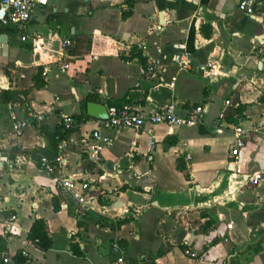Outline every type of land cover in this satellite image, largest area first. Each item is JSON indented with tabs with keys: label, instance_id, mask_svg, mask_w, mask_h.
<instances>
[{
	"label": "crops",
	"instance_id": "1",
	"mask_svg": "<svg viewBox=\"0 0 264 264\" xmlns=\"http://www.w3.org/2000/svg\"><path fill=\"white\" fill-rule=\"evenodd\" d=\"M235 3L47 0L32 8L23 30L0 24V69L6 75L5 67L10 69V86L0 91H16L23 101L21 107L0 105V119L10 117L0 125V150L10 154L0 163V236L6 249L0 264H112L113 242L128 264H234L241 257L264 227V180L253 186L240 182L241 174L264 167V105L258 101L264 94V52L250 47L252 38L264 35V14L246 15ZM158 13L163 23L155 31L150 26L158 24ZM65 37L71 40L66 60L58 55ZM133 45L141 59L130 56ZM178 54L190 61L187 68L173 61ZM152 58L161 61L159 85L141 73L142 62ZM62 62L68 63L64 71ZM85 97L105 106L122 99L144 109L173 103L179 112L204 104L206 111L198 126L146 123L110 131L112 142L96 162L85 157L82 140L98 119L72 117L63 163L47 174L29 154L44 147L43 135L29 124L13 136L11 116L21 118L24 108L51 127L62 114H78ZM234 127L245 133L235 160ZM171 174L180 177L178 187L167 184ZM60 176L88 180L101 195L90 207L81 206L60 190ZM100 196L107 202H98ZM10 214L14 219L5 228ZM181 215L197 219L201 229L184 227ZM98 216L113 224L100 226ZM38 218L51 239L45 250L26 237ZM184 246L199 258L184 255ZM16 252L25 259L14 260ZM238 264H264V248Z\"/></svg>",
	"mask_w": 264,
	"mask_h": 264
},
{
	"label": "built area",
	"instance_id": "2",
	"mask_svg": "<svg viewBox=\"0 0 264 264\" xmlns=\"http://www.w3.org/2000/svg\"><path fill=\"white\" fill-rule=\"evenodd\" d=\"M47 0H0V24L2 26H12L23 30L27 25L32 8L34 6H41L46 4ZM236 8L242 11L244 14L249 16H255L261 19L264 14V0H236ZM151 29L157 31L160 29L159 24L150 26ZM21 40L25 39V35L20 36ZM251 50L254 53L264 52V35L254 37L250 41ZM60 50L59 57L67 59L70 57L67 49L71 46V40L67 37L60 39ZM173 61H176L178 68H187L190 65V61L183 58V55H175ZM68 67L67 62H62L59 66L60 71H64ZM142 75L148 76L151 79H156L155 85H159L162 82L161 76V61L160 58H152L146 60L141 68ZM9 78L0 69V89L9 88ZM172 85V82H169ZM224 103H228L225 100ZM107 117L105 119H98V123L95 129L90 131V134L82 140V150L85 157L90 162H96L98 155L102 148L109 146L112 142V136L109 134L110 131L115 129L129 127L138 129L144 124H164L179 128L181 126L199 124L203 114L206 111L204 104H196L189 109L177 110V107L173 103L157 106L152 109H144L139 106H132L127 103L120 106L106 105L105 106ZM11 134L18 136L21 134L22 129L30 124V120H34L36 126L42 120L41 114H33L27 111L25 116L16 118L11 116ZM56 124L58 125L57 132L54 136L56 140V153L49 159L46 156L36 153L38 157V167L43 169L47 174H55L60 165L63 163L62 152L66 147L65 133L72 125L71 115L62 114L59 116ZM220 131V129L218 130ZM234 141L233 146L230 148V155L235 160L237 156L238 147L242 144V138L245 133L239 128L234 127L232 129ZM7 155L0 153V163L7 162ZM229 164H227L228 166ZM264 180V167L251 172L249 174H241L240 182L241 185L253 186L260 181ZM60 190L68 193L78 204L81 206H89V202L96 201V197L92 192L96 191L90 185L88 180H79L72 178L71 176H60L56 180ZM79 185L78 189L74 188L75 184ZM100 201L105 203L103 196H100ZM1 206V198H0ZM103 204L101 205V207ZM14 219V215L10 214L5 221V228L7 224L11 223ZM232 222L225 224L226 229H230ZM222 240L226 241L227 238L222 236ZM111 251L113 253L112 264H128L124 255L123 250L117 242L111 244ZM182 253L189 258L198 259V252L191 248L184 246Z\"/></svg>",
	"mask_w": 264,
	"mask_h": 264
},
{
	"label": "trees",
	"instance_id": "3",
	"mask_svg": "<svg viewBox=\"0 0 264 264\" xmlns=\"http://www.w3.org/2000/svg\"><path fill=\"white\" fill-rule=\"evenodd\" d=\"M131 1L132 0H123V2L125 4H129ZM204 25H206V24H204ZM203 26H201V28ZM129 50L134 51V54L131 53L130 56H134V57L137 56V58H140V59L142 58L141 51L138 50L135 45H133ZM142 65H144V62H142ZM88 100H94V99H92L90 97H85V98L79 100V102H78L79 113L75 114V115H71V117H80V118L88 117L85 114V104H86V101H88ZM235 100L236 99L231 100V105H233ZM258 101L263 103V105H264V94H261L258 97ZM7 102L15 103V104L19 105V107H21L22 103H23V101L18 96L16 91L1 90L0 91V105L2 104L3 106H5V104ZM122 104H125V102L122 99H120V100H114V101L108 102L106 105L107 106L108 105L120 106ZM241 108H242V106H240V104L234 106V108H233L234 113H236L238 115ZM26 113H27L26 109L23 108V111H22L23 116H25ZM222 116H223V114H222ZM9 118L6 119L4 116H2V118L0 119V125L2 123H5L7 120L9 121ZM30 125L38 133L42 134L44 137V140H45L44 147L37 148L34 150H30V152H29L31 159L38 165V157H37L36 153L42 154L49 159H51L55 155V153H56V140L54 139V136L57 132L58 125L54 124L51 127H47L46 125L39 123L38 126H36V123L34 122V120H30ZM198 125L199 124H197V126ZM198 130L200 131V127H198ZM0 152L6 154L7 157H10V154L8 151L0 150ZM53 208H56V206L54 204H53ZM26 237L30 242H33L40 250L47 249L51 244L50 236H49V234L45 228V223L40 218L34 219L32 221ZM0 251L3 253V255H5L6 249L4 246L3 238L1 236H0ZM12 257L16 261H23L25 259L24 257H21L20 252H16Z\"/></svg>",
	"mask_w": 264,
	"mask_h": 264
},
{
	"label": "rangeland",
	"instance_id": "4",
	"mask_svg": "<svg viewBox=\"0 0 264 264\" xmlns=\"http://www.w3.org/2000/svg\"><path fill=\"white\" fill-rule=\"evenodd\" d=\"M97 40H100V42H102V43L104 42L101 39H97ZM4 71L7 73V75L10 76V69H9L8 66L5 67V70ZM33 79L35 80V83H36L37 80L39 79L38 73H36L33 76ZM225 139H226V137H225ZM219 165H222L223 166V163H222L221 159H220ZM209 175L210 174L208 173V176ZM167 184H170L172 187H178L180 185V177H178L176 174H171L170 179L167 182ZM104 193L107 194L108 192H104ZM92 194H94L95 196H96V194L98 196L101 195L100 193H98V191H94V192H92ZM104 199H105V202H107L108 198H105L104 197ZM98 202H100V198L99 197H98ZM182 217L185 218V216H182ZM97 218L96 219L99 220L100 226H107L109 224H113V222L110 223L111 221H107V220H105L106 218L103 219L101 216H98ZM115 223L117 225L119 223V221L114 222V224ZM187 223H189L190 225H188ZM195 225L197 226V228L201 229L200 228V225H198L197 219L188 220V219L185 218V225H184V227H186L188 229L189 226L190 227H194ZM262 228H263L262 233L258 236V238L255 241H253L252 243H250L247 246H245V248H243V250H242L243 252H242L241 257L238 260H236L235 262H233L234 264H238L240 262H243V261L249 259L250 256H251V254L253 252H255V251L259 250V249L264 248V227H262ZM181 251H182V248H181Z\"/></svg>",
	"mask_w": 264,
	"mask_h": 264
},
{
	"label": "water",
	"instance_id": "5",
	"mask_svg": "<svg viewBox=\"0 0 264 264\" xmlns=\"http://www.w3.org/2000/svg\"><path fill=\"white\" fill-rule=\"evenodd\" d=\"M158 15V24L161 25L163 23V20L161 19L160 13ZM3 35H0V43H5V39ZM85 113L86 115L96 118V119H105L107 117V112L105 109V105L101 103H95V102H86L85 104Z\"/></svg>",
	"mask_w": 264,
	"mask_h": 264
}]
</instances>
